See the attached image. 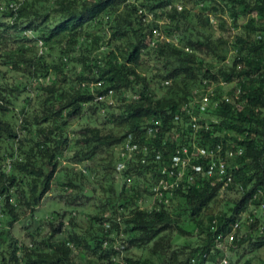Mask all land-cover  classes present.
I'll return each instance as SVG.
<instances>
[{
  "label": "trees",
  "instance_id": "1",
  "mask_svg": "<svg viewBox=\"0 0 264 264\" xmlns=\"http://www.w3.org/2000/svg\"><path fill=\"white\" fill-rule=\"evenodd\" d=\"M241 18L247 21L226 63L221 34ZM149 64L150 77L142 72ZM203 96L208 106L201 109ZM73 120L83 125L70 135ZM128 136L138 149L122 159ZM215 144L242 150L232 162L235 184L224 188L238 194L228 210L204 223L222 188L205 176L172 190L168 203L151 205L159 170L178 149ZM65 153L84 164L77 180L58 172ZM54 181L62 192L77 189L75 201H90L83 181L99 189L88 227L76 230L71 216L74 229L52 243L64 232V212H55L47 219L50 238H21L12 226L27 212L34 219ZM261 205L264 0H0V264H79L75 257L84 252L111 264L115 252L103 242L120 234L125 264H217L223 257L235 264L243 245L264 248ZM244 212L252 218L245 233ZM182 216L204 234L201 243L174 246V236L192 235ZM235 223L234 242L218 249ZM147 246L149 258L130 252Z\"/></svg>",
  "mask_w": 264,
  "mask_h": 264
},
{
  "label": "rangeland",
  "instance_id": "2",
  "mask_svg": "<svg viewBox=\"0 0 264 264\" xmlns=\"http://www.w3.org/2000/svg\"><path fill=\"white\" fill-rule=\"evenodd\" d=\"M191 4H187V8H190ZM228 24H230V19L228 16H224ZM217 21V20H215ZM247 19L241 18L238 21L239 27L235 30H230L227 32H224L221 34V31L218 30L217 24H215L214 28H212V31H214L215 36H219L221 34L222 37L227 41L228 51L225 54L226 55V63L231 62V59L233 57L234 51L231 49L232 42L234 40V36L239 33L241 30V26L246 24ZM160 24L162 22H159ZM206 60H210L211 57L209 56H202ZM218 65V64H215ZM147 65H144L143 73L148 75L149 77L151 74L155 73L154 70H152L151 64H149L148 68L145 67ZM223 85V84H221ZM189 88L193 87L192 84L188 83L187 85ZM196 86V85H195ZM235 87L233 84L229 87H224V90H230L231 88ZM163 92L159 93V95H162ZM81 125H83L82 122H78V120H73L70 122L68 130H70V135L76 134L80 128ZM73 131V133H72ZM117 151V148H116ZM84 170V164L75 163L72 161V153H65L64 159H62L61 164L59 165V171L62 175L65 176L69 172V176L73 179H78V171ZM59 176V173L57 174ZM58 178V177H56ZM83 185L85 187V192L89 193L90 201L85 200H79L75 201L74 196L76 193H78L76 190H68L65 192H62L59 184L55 181L52 184V189L49 192V194L42 200V203L36 208L34 219L29 217V213L27 212L24 216L21 217L20 221L18 223H15L12 226L13 232L19 233L21 238H25L26 235H29L31 233H39V236L41 238H50L51 236V229L50 224L48 223L47 219L50 217V215L54 214L55 212L61 213L64 212L63 217V233H59L55 235L54 237L50 238V242H59L62 239H64L68 232L72 231L74 228L72 225H70L69 221L71 219V216L75 217L74 223L77 226L76 230H83L88 227L89 225V219L88 217L92 214H94V209L98 205L99 200L93 199L96 196L102 197V195L99 193V189H97V192L92 191L91 184L86 183V181H83ZM238 197V194L235 191L227 192L224 188H221L219 191L218 197L215 202H213L207 211L203 215V221L204 223L207 222V216L208 215H220V213L225 212L228 210V208L232 205V201L235 200ZM250 217L248 212H244L241 215L240 221L241 222H247L248 218ZM60 219V216H57L55 218V222ZM180 225L184 227L185 230H187L189 233L192 232L191 236L186 237H173L174 246H181L183 244H191L196 245L201 243V240L204 236V234H199L195 229L193 224L185 222L184 217H179ZM29 225L26 227L25 223ZM242 225L241 231L245 233L246 223ZM29 237V236H28ZM26 240V238H25ZM229 244H227L225 241L222 240L221 243L218 244V249L227 251ZM148 247L143 249H131L130 252L133 253V255H142L144 258H149L150 253L148 251ZM252 248L248 247V245H243L241 248H239L237 254L235 255L234 262L235 264H245L247 261H249L248 264H258L260 260L264 259V248L260 249L258 251L251 250ZM153 260L155 261L156 258L154 257ZM75 262L79 264H96L94 261V258L90 257V255L86 252L82 256H76Z\"/></svg>",
  "mask_w": 264,
  "mask_h": 264
},
{
  "label": "built area",
  "instance_id": "3",
  "mask_svg": "<svg viewBox=\"0 0 264 264\" xmlns=\"http://www.w3.org/2000/svg\"><path fill=\"white\" fill-rule=\"evenodd\" d=\"M41 45V42L39 43ZM100 83H97V86H100ZM109 95H112V91H109ZM102 98L97 97V100ZM223 100L229 102L230 98L224 96ZM113 100H110L109 103L112 104ZM208 106L207 96H203L200 100V107L204 109ZM155 126L159 125L157 121L153 123ZM195 128V125H193ZM156 131V128L150 127L148 133L152 134ZM121 149L120 157L125 159L131 156V153L138 149L137 144H132L131 137L128 136L127 141L119 148ZM147 151L145 147L143 149ZM242 155V150H224L222 144H215L207 147H197L194 146L193 149L188 147H182L178 149L176 153L171 157L170 164L167 167H162L159 170L157 183L152 188L153 197L151 205L155 204L156 201L168 203L172 190L179 188L183 182L193 183L197 181L200 176H205L208 179L214 178L216 181L222 184V188H225L230 185L235 184V175L233 169L236 166H233L232 162L236 157ZM157 158V157H156ZM144 163V162H143ZM124 164L121 162L118 164L117 169H123ZM239 189H242L239 186ZM260 210L262 215H264V207L261 205ZM248 222H252V218H248ZM107 227V226H106ZM240 228L239 223L232 225L231 231L225 235L223 241L227 244H231L235 240V233ZM119 236H112L113 242H109L107 239L103 242V248H111L115 255L110 257L111 264H125L124 254L125 246L121 243ZM217 264H229L226 257H223Z\"/></svg>",
  "mask_w": 264,
  "mask_h": 264
},
{
  "label": "water",
  "instance_id": "4",
  "mask_svg": "<svg viewBox=\"0 0 264 264\" xmlns=\"http://www.w3.org/2000/svg\"><path fill=\"white\" fill-rule=\"evenodd\" d=\"M84 195L87 196V197H90V196H89V193H87V191L84 192Z\"/></svg>",
  "mask_w": 264,
  "mask_h": 264
}]
</instances>
